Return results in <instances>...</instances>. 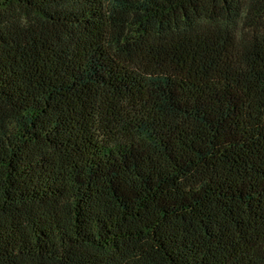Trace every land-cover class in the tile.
<instances>
[{
    "label": "trees",
    "instance_id": "16d2710c",
    "mask_svg": "<svg viewBox=\"0 0 264 264\" xmlns=\"http://www.w3.org/2000/svg\"><path fill=\"white\" fill-rule=\"evenodd\" d=\"M0 264H264V0H0Z\"/></svg>",
    "mask_w": 264,
    "mask_h": 264
}]
</instances>
